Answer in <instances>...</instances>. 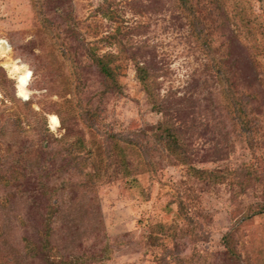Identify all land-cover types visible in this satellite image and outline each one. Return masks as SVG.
Listing matches in <instances>:
<instances>
[{
    "label": "rangeland",
    "instance_id": "1",
    "mask_svg": "<svg viewBox=\"0 0 264 264\" xmlns=\"http://www.w3.org/2000/svg\"><path fill=\"white\" fill-rule=\"evenodd\" d=\"M42 1L48 25L39 22L42 17L33 0H0V66L17 96L33 101V108L44 112L51 130L60 135L69 125L92 139L94 131L79 117L69 120L62 109L63 93L76 76L74 68L56 58L52 36L57 21L67 32L70 18L80 22L86 36L98 22L108 26L110 21L97 12L103 0H64L62 11L55 1ZM119 1L124 19L148 21L149 32L136 38H151V45L159 43V49L169 55L164 62L159 60L167 67L160 76L159 91L169 98L175 95L170 101L173 114L181 118L193 164L224 172L214 183L199 179L185 165L169 161L165 151L154 150L153 158L161 161L162 170L156 176L141 174L139 184L133 186L119 179L87 194L65 180L70 177L69 169H61L51 170L46 177V195L40 186L25 192V187H18V181L8 176L20 173L23 180H33L38 172L43 174L37 163L41 156L34 150L36 134L17 136L0 126V224L7 232V254L0 249V264H264V209L254 211L264 204V144L261 151H255L228 121L216 125L210 120L205 100L199 98L200 105L190 100L192 95L209 93L212 82L203 80L199 54L173 31L171 17L178 11L174 4L167 0ZM246 4L264 24V2L249 0ZM257 37L260 47L251 50L259 61L264 115V25ZM242 41L246 42L245 34ZM79 66L82 78H87L82 83L88 80L78 95L81 113L100 106V118L106 113L116 125L133 129H150L159 120L132 64L120 77L123 94H109L106 109L95 68L85 63ZM65 96L71 98V93ZM56 114L65 117L62 127H55ZM214 114L225 119L220 110ZM30 145L32 152L27 151ZM57 148L52 146L50 153ZM54 161L59 165L60 156ZM241 169L244 176L235 173ZM176 191L185 199L182 210L179 202H173ZM33 194L41 199L33 202ZM52 196L58 198L59 206L51 205ZM231 232L234 238L228 247L225 236Z\"/></svg>",
    "mask_w": 264,
    "mask_h": 264
},
{
    "label": "trees",
    "instance_id": "2",
    "mask_svg": "<svg viewBox=\"0 0 264 264\" xmlns=\"http://www.w3.org/2000/svg\"><path fill=\"white\" fill-rule=\"evenodd\" d=\"M53 1L57 9L62 11L65 1ZM167 1L178 9L171 17L173 31L187 48L199 54L203 66V80L205 83L212 82L209 93L192 95L190 100L198 101V105L200 101L205 100L210 120L216 125L228 121L251 148L261 151L264 144V115L261 111L259 92L261 73L258 68L259 61L251 49L260 47L261 41L257 32L264 24L249 12L246 4L249 0ZM44 3L42 0H33V6L42 17L39 22L48 25L50 19L43 12ZM121 6L122 2L119 0H103L97 12L110 21L109 25L104 27L103 22L96 23L88 36L81 32L80 22L72 18L67 32L60 21L54 24L52 37L56 40L55 48L58 50L56 58L74 68L76 76L73 82L68 83L63 93L62 109L67 112L69 120L79 117L93 130L95 137L92 139L87 140L81 131H75L74 127L69 125L60 135L51 130L44 112L34 109L33 101L17 96L12 87V80L0 66V126L10 128L17 136L36 134L34 150L41 156L37 163L43 174L38 172L33 180L30 177L23 180L20 173L8 176L18 181V187H25V192L40 186L41 194L46 195V177L50 175L51 170L56 172L61 169H69L70 177L65 180L69 184H76L77 188L87 194L96 192L102 184L119 179L133 186L139 184L141 174L156 176L162 170L161 161L153 158L154 150L165 151V157L169 161L185 165L189 173L199 179L214 183L220 179L221 172H224L203 169L193 164L188 138L184 134L182 121H179L181 118L173 114L174 107L170 101L175 95L169 98L159 91L162 84L160 76L167 71L163 63L166 60L164 57L168 58L169 55L159 49V43L151 45V38L142 41L136 38L135 35L149 32L148 21L135 19L129 22L121 16ZM244 34L246 42L242 41ZM146 49L149 51L145 52ZM81 63L94 67L100 77L103 87L98 93L103 109H106L105 100L109 94H123L120 77L132 64L136 77L146 91L148 101L160 115L159 120L150 129L121 127L111 122L106 113L100 118V102L97 105L100 108L91 107L81 113L80 109H77L80 107L77 103L81 100L78 95L80 88L86 87L88 81L82 83V79L87 78L81 76ZM66 93H71V98L66 97ZM219 110L224 114V120L222 116H215V111ZM54 124L55 127H62L65 117L56 114ZM52 146L59 147L52 151L53 154L50 153ZM31 148L33 147L30 145L27 151L32 152ZM48 155L54 156L48 158ZM57 156H60V163L54 165L52 159L54 161ZM235 173L239 176L246 174L243 169L235 170ZM170 187L176 188L171 185ZM175 193L173 202H179L182 210L185 199L177 191ZM39 198L33 194V202H38L41 199ZM57 199L55 196L49 197L52 206H59ZM263 209L264 204L261 207L258 205L254 211L263 212ZM5 227L0 224V249L7 254L4 249L7 233ZM233 238V232L225 236L228 247ZM230 249L234 251L233 248Z\"/></svg>",
    "mask_w": 264,
    "mask_h": 264
},
{
    "label": "water",
    "instance_id": "3",
    "mask_svg": "<svg viewBox=\"0 0 264 264\" xmlns=\"http://www.w3.org/2000/svg\"><path fill=\"white\" fill-rule=\"evenodd\" d=\"M25 98V97H24ZM25 99H29L28 97L27 98H25Z\"/></svg>",
    "mask_w": 264,
    "mask_h": 264
}]
</instances>
